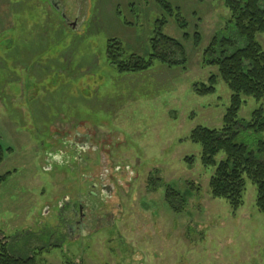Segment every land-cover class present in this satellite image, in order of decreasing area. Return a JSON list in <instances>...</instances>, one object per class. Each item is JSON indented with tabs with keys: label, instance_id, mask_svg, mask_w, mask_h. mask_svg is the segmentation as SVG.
<instances>
[{
	"label": "rangeland",
	"instance_id": "1",
	"mask_svg": "<svg viewBox=\"0 0 264 264\" xmlns=\"http://www.w3.org/2000/svg\"><path fill=\"white\" fill-rule=\"evenodd\" d=\"M47 1L63 20L43 15L39 1L0 0V243L8 253L40 249L38 264H264L255 187L245 182L236 212L212 199L213 169L189 141L196 127L219 129L230 104L202 55L214 36L236 41L223 0H165L179 18L154 0ZM163 18L186 71L156 63L117 74L105 59L108 40L144 57ZM255 39L264 51V34ZM211 76L215 93L194 94ZM243 100L240 120L264 109V98Z\"/></svg>",
	"mask_w": 264,
	"mask_h": 264
},
{
	"label": "trees",
	"instance_id": "2",
	"mask_svg": "<svg viewBox=\"0 0 264 264\" xmlns=\"http://www.w3.org/2000/svg\"><path fill=\"white\" fill-rule=\"evenodd\" d=\"M34 1L41 3L39 10L43 15L57 13L62 18L47 0ZM154 1L163 10L176 13V9L165 0ZM223 7L229 14L228 22L236 41L214 36L202 55L204 66L217 68L219 77L231 93L230 104L219 129L196 127L191 131L189 141L200 147L201 165L213 169L208 181L211 198L224 200L236 212L243 205L245 182L249 181L256 191L255 207L264 217V109L253 111L247 121L238 119L243 98L256 101L264 98V51L255 39L257 35L264 34V0H223ZM176 16L180 17L179 12ZM177 18L175 23L184 27L185 24ZM166 22L165 18L156 21L157 26L149 39L150 52L144 57L125 51L117 39L108 40L107 63L119 75L144 73L156 63L186 71L187 59L182 44L161 32ZM124 25L130 26L127 22ZM240 40L244 46L236 48V42ZM193 41L194 47H199L201 39L198 33L193 35ZM216 80L211 76L207 84L194 85V94H214ZM2 157L0 148V163ZM185 162L192 165L193 158L186 157ZM173 194L171 189L165 192L164 199L169 206ZM40 252L43 251L34 249L30 257L20 258L8 253L6 244L0 243V264H38Z\"/></svg>",
	"mask_w": 264,
	"mask_h": 264
}]
</instances>
